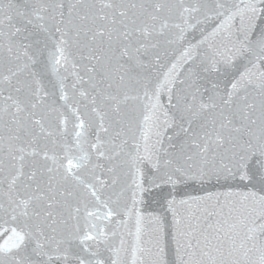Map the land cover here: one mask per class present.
Wrapping results in <instances>:
<instances>
[{
	"label": "snow or ice",
	"instance_id": "obj_1",
	"mask_svg": "<svg viewBox=\"0 0 264 264\" xmlns=\"http://www.w3.org/2000/svg\"><path fill=\"white\" fill-rule=\"evenodd\" d=\"M0 264H264V0H0Z\"/></svg>",
	"mask_w": 264,
	"mask_h": 264
}]
</instances>
